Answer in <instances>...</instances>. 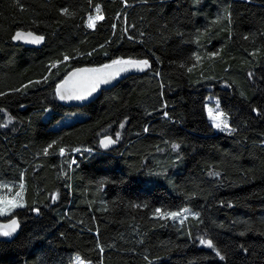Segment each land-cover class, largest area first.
<instances>
[{
    "label": "trees",
    "instance_id": "obj_1",
    "mask_svg": "<svg viewBox=\"0 0 264 264\" xmlns=\"http://www.w3.org/2000/svg\"><path fill=\"white\" fill-rule=\"evenodd\" d=\"M142 58L85 106L58 97L74 67ZM0 180L25 201L0 264H264V0H0Z\"/></svg>",
    "mask_w": 264,
    "mask_h": 264
},
{
    "label": "snow or ice",
    "instance_id": "obj_2",
    "mask_svg": "<svg viewBox=\"0 0 264 264\" xmlns=\"http://www.w3.org/2000/svg\"><path fill=\"white\" fill-rule=\"evenodd\" d=\"M65 13H67V9L63 10ZM96 12L99 14L100 9L97 8ZM89 22L88 27L94 28L95 24L98 20H102V15H97L95 18L92 16H89ZM25 34L21 32H17L15 38L21 39L23 38ZM28 36L32 37V42L39 43L43 37L39 36H33L32 33H28ZM67 59V58H66ZM55 67V65H53ZM128 67H135L143 69L145 67H148V61L142 60V61H135V60H114L111 64L104 65L103 68L99 69H76L75 72L71 74L70 77L65 79L62 84L57 86V94L59 95L61 100H83L87 95H90L92 92H94L97 87L100 84H106L109 82L110 79L114 78V76L118 75L122 71H126ZM209 116L210 119L213 120L214 126L217 128H220L221 125L224 127H227L226 118L224 117L223 113H216L213 115V110L209 109ZM123 127V125H121ZM116 141L111 138H106L101 141V144L107 148L109 145L114 144ZM174 148H177L178 145H173ZM47 151V150H45ZM63 152V149L61 150ZM6 187V186H5ZM21 188H23V185H20ZM19 195V193H17ZM0 215L4 214L9 207L16 206L12 200H6L3 198H0ZM157 213H160V209L156 210ZM184 211H187L185 209ZM162 215H167L171 217H176L178 215H181L180 213H166ZM17 228V222L15 220H12L10 224L2 225L0 226V235L3 236H10L13 232L16 231ZM202 244H206L209 248L213 247L211 240H201ZM218 256L220 255L219 252L216 253ZM223 259V257H221Z\"/></svg>",
    "mask_w": 264,
    "mask_h": 264
},
{
    "label": "water",
    "instance_id": "obj_3",
    "mask_svg": "<svg viewBox=\"0 0 264 264\" xmlns=\"http://www.w3.org/2000/svg\"><path fill=\"white\" fill-rule=\"evenodd\" d=\"M17 32H21L23 34H25L23 36V38L21 39H16L15 36H16V33ZM28 33H32L33 36H39V37H42V35L34 30H31V29H19L15 32V34L13 35L12 37V40L14 42H20L26 46H40L42 44V40L39 42V43H34L32 42V37L28 36L27 34ZM122 60H129V59H122ZM130 60H135V61H142V60H147L148 61V67L150 65V60L148 58H142V59H130ZM112 62H109V63H105V64H100V65H88V66H77V67H74L70 70H68L64 76L62 77V79L59 81V83L57 84L60 85L63 83V81L65 79H67L68 77L71 76V74L73 72H75L76 69H99V68H103L104 65H108V64H111ZM148 67H145L143 69H140V68H135V67H128L126 71H122L120 72L118 75L114 76V78L110 79L108 83L106 84H100L97 89L92 92L90 95H87L85 97V99L83 100H76V99H71V100H61L59 95V99L69 105V106H72V107H82V106H85L89 103H91L92 101H94L95 99H97L99 97V95L102 93L103 90H107V89H110L112 87H114L115 85H117L121 80L125 79L126 77L130 76V75H133V74H140V73H143L145 70H147ZM106 138H111L113 140H115L116 142L114 144H111L109 145L107 148H105L102 144H101V141L106 139ZM119 144V141L116 139V137L112 134H105V135H102L100 140H99V146L100 148L104 149V150H112L113 148L117 147ZM12 220H15L17 222V228H16V231L13 232L10 236H3V235H0V240H5V241H11L13 240L17 235L18 233L20 232L21 230V223L18 219L17 216H12L10 218H7V219H4V218H1L0 217V226L2 225H6V224H10L12 222ZM209 240V239H208ZM205 246H207L205 244ZM208 247V246H207Z\"/></svg>",
    "mask_w": 264,
    "mask_h": 264
},
{
    "label": "rangeland",
    "instance_id": "obj_4",
    "mask_svg": "<svg viewBox=\"0 0 264 264\" xmlns=\"http://www.w3.org/2000/svg\"><path fill=\"white\" fill-rule=\"evenodd\" d=\"M97 15H101V14L95 13L91 16L95 18ZM88 22H89V19L87 20V24H88ZM205 109H206L207 117L213 126H214V122L212 119H210L209 109L213 110V115H215L216 113H223L224 114V117L226 118L227 127H224L223 125H221L220 128H217L214 126V129L216 131H219V130L220 131H229L231 129V126L229 124L228 115L223 110L221 103H220V100L217 96H215L213 94H209L207 96L206 103H205ZM73 119H74L73 117L68 116L65 119H61L58 122V125L72 122ZM21 184L23 185V182H20L18 184L16 182H13L10 180H0V198L6 199V200H12L13 203L16 205L14 207H9L7 209V211L0 216L9 215L15 208L23 206L25 204L24 190H23V188L20 187ZM17 193H19V195H17ZM0 207H2V205H0ZM185 209H187V211H184ZM168 213H180L181 215L174 217L175 219H178V220H184L190 216H197V213L195 211H193L192 209H190L189 207H184V208H181L179 210L168 212ZM70 264H94V263L90 260L83 258L81 256V254L76 253L73 257V261Z\"/></svg>",
    "mask_w": 264,
    "mask_h": 264
}]
</instances>
